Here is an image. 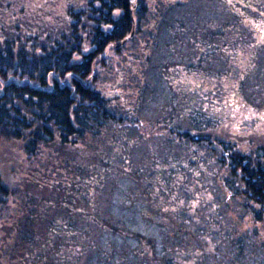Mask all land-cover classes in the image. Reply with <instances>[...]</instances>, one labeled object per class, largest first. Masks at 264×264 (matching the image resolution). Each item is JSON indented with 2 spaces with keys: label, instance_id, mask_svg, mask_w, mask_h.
Masks as SVG:
<instances>
[{
  "label": "trees",
  "instance_id": "16d2710c",
  "mask_svg": "<svg viewBox=\"0 0 264 264\" xmlns=\"http://www.w3.org/2000/svg\"><path fill=\"white\" fill-rule=\"evenodd\" d=\"M150 1L0 33V264H264V129L229 100L264 84L233 57L264 0Z\"/></svg>",
  "mask_w": 264,
  "mask_h": 264
},
{
  "label": "rangeland",
  "instance_id": "374dc122",
  "mask_svg": "<svg viewBox=\"0 0 264 264\" xmlns=\"http://www.w3.org/2000/svg\"><path fill=\"white\" fill-rule=\"evenodd\" d=\"M81 1L82 0H1L2 3L0 2V33H5L10 30L12 31V28L19 25L29 26L31 23L38 26L37 28H33L37 32H40V30H46V28L49 31L60 30L62 28H65L67 25V9L71 5L78 6ZM147 2H150V6H153L151 3L154 2L150 0H147ZM250 25L251 27L249 28H252L251 31H242L240 35L242 39L239 40L242 43L244 42L245 45L252 43V48L249 49L250 51H242L241 49H236L233 53V57H235L238 66L244 68L248 66L250 68L248 73L255 71V67L252 68V65H254L253 62L255 61V58L258 55L257 53H260L259 50L264 49V22H257L255 24L251 22ZM24 29L25 28H23V30ZM25 31L26 29L24 30V32ZM108 55L112 57V61L116 66V70L110 75L108 74L111 78V82L108 83V95H118L120 90L117 87L114 88V84L119 85L120 82H122L124 78L127 77L128 70H125L127 65L124 63L125 58H123L122 60L121 58H117L116 56H114V51H109ZM131 63L132 61L129 60V64ZM176 72L180 74L179 69H176ZM109 85H111V88ZM257 87L258 93H256L254 89H246V91L239 90L237 94L231 93L229 100L232 105H241L242 107H246L242 111H237L235 113L239 116L240 120H237L239 123L243 122V125L246 123L251 128L255 127L256 130H262L264 129V104L262 103L264 100V84L261 83L260 86L258 84ZM47 151L51 152L49 150ZM65 152V156H70L71 153L69 152V150H66ZM76 152L79 154L77 155V157L82 154L80 150H77ZM47 154L48 153H45V155ZM18 155L22 154L18 152L16 146L0 145V166L1 163H9L13 167V165L15 164L14 160ZM55 155V153L52 154V157ZM43 160H45L44 156H42L39 161L35 162L34 165L36 167H41V164L39 162L42 161L43 164ZM61 168L62 167L57 165L55 170L51 167L50 170L44 171L45 178L48 179L49 174L53 173V171L54 174L64 178L65 170H61ZM67 180L68 179H66V181ZM62 186H64V184Z\"/></svg>",
  "mask_w": 264,
  "mask_h": 264
},
{
  "label": "water",
  "instance_id": "95a60500",
  "mask_svg": "<svg viewBox=\"0 0 264 264\" xmlns=\"http://www.w3.org/2000/svg\"><path fill=\"white\" fill-rule=\"evenodd\" d=\"M134 1H135V0H131V2H134ZM125 43H126V41L123 42V44H125Z\"/></svg>",
  "mask_w": 264,
  "mask_h": 264
}]
</instances>
